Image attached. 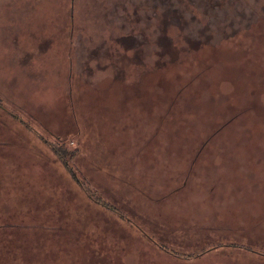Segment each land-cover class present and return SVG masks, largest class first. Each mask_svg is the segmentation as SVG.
<instances>
[{
	"label": "rangeland",
	"instance_id": "obj_1",
	"mask_svg": "<svg viewBox=\"0 0 264 264\" xmlns=\"http://www.w3.org/2000/svg\"><path fill=\"white\" fill-rule=\"evenodd\" d=\"M0 18V264H264V0Z\"/></svg>",
	"mask_w": 264,
	"mask_h": 264
},
{
	"label": "trees",
	"instance_id": "obj_2",
	"mask_svg": "<svg viewBox=\"0 0 264 264\" xmlns=\"http://www.w3.org/2000/svg\"><path fill=\"white\" fill-rule=\"evenodd\" d=\"M59 151H60L59 154H62L63 161H64V166H65V168H67L68 167V164H67V161H65V159H64L65 156L67 155L66 154V151L65 150H62V149L59 150ZM56 152L58 153V148L56 149ZM67 169H69V168H67ZM157 244H158V248L165 255L167 254L169 256H173L175 259H178V258L183 259V260L191 259L192 261H194L196 259H199L200 260L202 257L207 256L209 254L207 251L206 252H204V251L202 252L203 249H201L200 252H198V253L196 252L194 254L184 255V257H179L178 256V253L175 250H170L164 242L160 241ZM214 249L215 248H210L209 249V252L214 251ZM249 250H250V248H249ZM251 251H252L253 255H259L261 257H264V250H262V252H260L258 250H256V251L255 250H251Z\"/></svg>",
	"mask_w": 264,
	"mask_h": 264
},
{
	"label": "clouds",
	"instance_id": "obj_3",
	"mask_svg": "<svg viewBox=\"0 0 264 264\" xmlns=\"http://www.w3.org/2000/svg\"><path fill=\"white\" fill-rule=\"evenodd\" d=\"M34 102L38 105L54 106L56 103V93L54 87H48L47 91H36L33 93Z\"/></svg>",
	"mask_w": 264,
	"mask_h": 264
},
{
	"label": "crops",
	"instance_id": "obj_4",
	"mask_svg": "<svg viewBox=\"0 0 264 264\" xmlns=\"http://www.w3.org/2000/svg\"><path fill=\"white\" fill-rule=\"evenodd\" d=\"M0 20H1V18H0ZM2 20H4V19H2ZM0 68H1V66H0Z\"/></svg>",
	"mask_w": 264,
	"mask_h": 264
}]
</instances>
